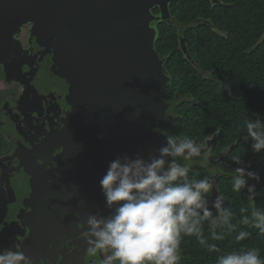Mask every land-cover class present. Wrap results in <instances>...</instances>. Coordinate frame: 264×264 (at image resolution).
<instances>
[{"label":"flooded vegetation","instance_id":"af4514ba","mask_svg":"<svg viewBox=\"0 0 264 264\" xmlns=\"http://www.w3.org/2000/svg\"><path fill=\"white\" fill-rule=\"evenodd\" d=\"M195 2L213 11L241 9L243 0ZM166 23H173L180 34L182 28L202 25L215 31L211 21L202 17L190 24H177L170 16ZM32 27L29 23L15 35L0 37V252L21 250L33 264H102L110 253L89 254L82 237L88 215L110 214L99 181L109 162L119 156L135 154L147 159L143 151H148L149 144L147 139L132 144L130 136L123 138L115 131L101 135L97 131L101 126L99 120L94 119L97 117L73 115V105L68 99L70 85L54 72L49 41L38 42ZM177 49L204 80H213L211 73L203 72L192 59L181 36ZM159 58L164 61V73L170 78L167 89L172 82L165 68L168 57ZM166 89L162 100L168 109L162 122L151 132L149 156L158 155L160 137L166 140L168 135L177 136L171 130V123L182 118L176 114L175 107L189 102L191 97L176 95L170 100L163 95ZM190 103L195 104V100ZM198 135L193 132L187 136L203 146L201 156L187 162L188 179L211 177L215 189L206 193L210 200L213 192L221 195L222 183L232 187L235 166L228 160L235 144L221 145L217 133ZM254 164L257 162L251 166ZM211 205L212 202L210 209ZM184 239L188 237L184 236L181 242Z\"/></svg>","mask_w":264,"mask_h":264},{"label":"water","instance_id":"95a60500","mask_svg":"<svg viewBox=\"0 0 264 264\" xmlns=\"http://www.w3.org/2000/svg\"><path fill=\"white\" fill-rule=\"evenodd\" d=\"M173 1L0 0V37L33 24L37 41L48 40L53 50L55 74L70 85L73 115L97 117L101 135L119 132L132 144L147 139L143 152L149 157L151 132L168 109L162 93L170 82L155 50V25L169 20ZM155 8L158 15L152 13ZM160 139L157 150L166 142ZM248 183L256 192L264 189ZM216 196L211 194L209 204Z\"/></svg>","mask_w":264,"mask_h":264},{"label":"clouds","instance_id":"9594fccd","mask_svg":"<svg viewBox=\"0 0 264 264\" xmlns=\"http://www.w3.org/2000/svg\"><path fill=\"white\" fill-rule=\"evenodd\" d=\"M251 141V151L264 154V123L259 118L245 121ZM203 146L195 140L168 135L158 155L147 159L141 155H122L109 162L100 189L109 215L90 214L86 230L82 232L89 254L109 252L102 264H178L180 245L184 236L195 237L197 243L209 253H219L215 243L224 239L217 228L226 226L235 232L230 223L232 211L224 206V197L217 194L209 208L205 194L215 189V181L208 176L188 179V161L200 157ZM237 165L232 171V191L245 189L253 202L251 217L243 215L240 225L258 230L264 236V210L255 208V184L261 178L248 169L239 156L232 158ZM241 213L248 209L241 208ZM208 225L209 236L204 235ZM251 231L239 230L237 242L251 236ZM0 264H33L21 250L0 252ZM216 264H264L258 248H242L217 256Z\"/></svg>","mask_w":264,"mask_h":264},{"label":"trees","instance_id":"16d2710c","mask_svg":"<svg viewBox=\"0 0 264 264\" xmlns=\"http://www.w3.org/2000/svg\"><path fill=\"white\" fill-rule=\"evenodd\" d=\"M195 0H174L169 4L170 16L177 24H190L197 17L210 20L215 31L206 25L179 28L172 23L156 24L158 37L155 50L162 57H168L165 68L172 82L164 96L187 98L175 107L181 120L171 123V130L179 138L183 135L203 133L218 134L221 145L235 144L228 162L235 167L232 158L239 156L245 165L257 162L253 170L260 178L258 185L264 186V154L257 156L251 151V141H245V121L259 118L264 123V0H243L242 8H204ZM158 15V9L152 10ZM185 40L187 52L203 72L209 71L213 80H204L177 49L178 37ZM195 100V104L190 101ZM255 182V181H254ZM224 206L233 216L230 223L237 226L235 232L226 226L217 228L224 235L223 240L209 241L220 249L209 253L202 248L195 237H188L180 245L178 264H216L217 256L224 252L242 248H258L264 260V236L258 230L240 225L243 215L251 217L253 202L245 189L232 191V187H220ZM207 198V194L205 195ZM246 208V213L240 209ZM255 208L264 210V189L255 194ZM212 210V209H210ZM239 230L251 231V236L241 242L235 240ZM209 236V229L204 230Z\"/></svg>","mask_w":264,"mask_h":264}]
</instances>
